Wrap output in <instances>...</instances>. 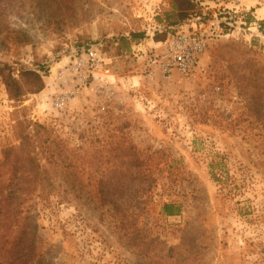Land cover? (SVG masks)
<instances>
[{"label":"rangeland","instance_id":"rangeland-1","mask_svg":"<svg viewBox=\"0 0 264 264\" xmlns=\"http://www.w3.org/2000/svg\"><path fill=\"white\" fill-rule=\"evenodd\" d=\"M171 1L0 0V68L45 85L0 79V264H264V1L165 79L151 52L192 19Z\"/></svg>","mask_w":264,"mask_h":264},{"label":"built area","instance_id":"built-area-1","mask_svg":"<svg viewBox=\"0 0 264 264\" xmlns=\"http://www.w3.org/2000/svg\"><path fill=\"white\" fill-rule=\"evenodd\" d=\"M261 4L264 0H257ZM200 9L199 17L191 19L186 26L168 35L159 42L148 59L150 66L162 78L169 79L175 74L189 77L198 68L201 57L209 42L233 32L237 21L240 26L250 14L247 0H190ZM211 14L213 21H205ZM212 21V22H210Z\"/></svg>","mask_w":264,"mask_h":264},{"label":"trees","instance_id":"trees-1","mask_svg":"<svg viewBox=\"0 0 264 264\" xmlns=\"http://www.w3.org/2000/svg\"><path fill=\"white\" fill-rule=\"evenodd\" d=\"M171 7L173 10L172 15L174 16V18H176V21H171L172 24H181L190 20L191 18L193 19V17L198 16L197 8L193 3L190 2V0H172ZM140 36L141 35L138 34H132L131 39H140ZM120 41L124 42L126 41V39L122 37ZM19 78V80L13 79L9 72L6 73L5 68H0V79L5 87L7 95L11 100L19 101L25 92L38 93L44 89L45 85L42 77L35 72H22ZM21 135L22 134H20V136ZM23 139L27 142L28 134L24 135ZM33 156L34 155H32L30 151L26 152V155L24 157L29 162V169L22 173L21 178L23 181L28 182L30 184H44L46 182L45 177L40 172V168ZM2 185H4V182ZM21 188L22 189L20 190V193H24L25 195L29 194L33 189V187ZM12 194L13 192H11V187H0V215H2L1 217H4L3 220L7 219V217L9 216L8 214L11 212V208L13 207V205H15L14 203H12ZM13 198L15 199V197ZM7 203H9L8 206ZM18 207L19 204L16 203V209L12 214L13 221L16 220V217L20 212L18 211ZM162 210L166 217H175L180 215L181 213V207L177 203L164 204Z\"/></svg>","mask_w":264,"mask_h":264}]
</instances>
